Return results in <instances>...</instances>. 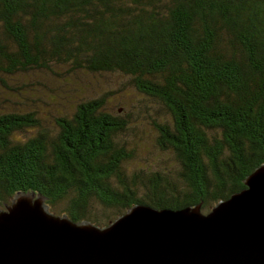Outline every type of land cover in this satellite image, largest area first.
<instances>
[{"label":"trees","instance_id":"16d2710c","mask_svg":"<svg viewBox=\"0 0 264 264\" xmlns=\"http://www.w3.org/2000/svg\"><path fill=\"white\" fill-rule=\"evenodd\" d=\"M29 73L61 82L33 93ZM78 73L121 86L65 99ZM0 91L70 102L51 127L0 108V209L32 191L98 226L133 204L207 211L264 163V0H0Z\"/></svg>","mask_w":264,"mask_h":264},{"label":"water","instance_id":"95a60500","mask_svg":"<svg viewBox=\"0 0 264 264\" xmlns=\"http://www.w3.org/2000/svg\"><path fill=\"white\" fill-rule=\"evenodd\" d=\"M241 181L207 211L133 204L104 226L17 191L0 209V264H264V163Z\"/></svg>","mask_w":264,"mask_h":264},{"label":"rangeland","instance_id":"374dc122","mask_svg":"<svg viewBox=\"0 0 264 264\" xmlns=\"http://www.w3.org/2000/svg\"><path fill=\"white\" fill-rule=\"evenodd\" d=\"M29 76H19L17 78L21 79V82H29V83H33L31 84V87L33 86L35 88V90L33 91V93H37L39 90L42 89L41 86H46L47 88H55V86L58 88L59 83L61 82V79L59 78V81L53 77V76H43L39 73H29ZM10 80V79H9ZM73 82H69L67 83L66 87V93H65V99L70 98L71 94L74 95L75 90H81L82 93L84 94V92L88 95H96L99 94V92H101L102 89L104 88H111L113 90H117V88H119L120 83H119V78L115 77V76H108L106 77L104 80H100L98 77H92L90 75L84 74V73H78L76 76H74V78L72 79ZM10 82H12L10 80ZM15 84H17L15 82V80L13 81ZM18 82V81H17ZM57 82H59L57 84ZM19 83V82H18ZM62 85L65 88V85L62 83ZM68 91H71V94L68 93ZM121 90H119L120 92ZM61 93V98L58 96V99H56L55 101H52L51 96H44L42 97L41 100H39L36 97H33L32 99L34 100L33 103H30L31 98L28 97H23L20 93V95L18 94H14L12 92H5V91H0V108L3 111L6 110H11L13 108V103H23L25 102L27 104V106H30L31 109L35 110V112L37 113L38 117L41 119V122L44 126L46 127H51V125L53 124V119L55 116L60 115L61 112H66L67 115H70L68 111H64L63 107H62V103L63 102H68L70 104L69 101L64 100L63 97V93ZM81 95V94H80ZM54 99V98H53ZM125 100V101H134V99H138L136 97L133 98V95H131V97H129L127 94H125V96H120L117 93H115L111 99H109V101L106 102V104L111 107L114 104H116L119 100ZM135 102V101H134ZM17 108H20L21 110H25L27 109L24 106H19ZM146 127L148 128L149 126L146 125ZM148 132V131H147ZM147 143L145 141H143V144L141 145V148H144L145 150V154L147 153Z\"/></svg>","mask_w":264,"mask_h":264}]
</instances>
